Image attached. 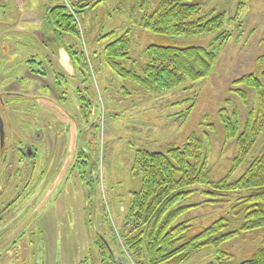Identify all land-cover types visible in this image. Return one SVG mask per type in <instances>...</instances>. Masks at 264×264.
Wrapping results in <instances>:
<instances>
[{
  "label": "rangeland",
  "instance_id": "1",
  "mask_svg": "<svg viewBox=\"0 0 264 264\" xmlns=\"http://www.w3.org/2000/svg\"><path fill=\"white\" fill-rule=\"evenodd\" d=\"M132 1L103 0L85 10L77 21L78 38L58 31L47 18L53 5L70 9L68 0H0V264L144 261L131 257L120 238L130 192L139 188L131 175L136 150H166L183 145L192 133L207 134L212 179L231 169L236 148L224 138L219 112L237 108L244 119L247 108L233 81L264 67V0H247L239 16L238 0H201V16L225 12L224 29L231 37L205 79L164 92H147L102 59L106 34L116 37L130 28L132 56L141 62L144 48L159 41L130 24L126 12ZM150 1L153 9L156 0ZM214 36L165 43L215 48ZM24 146L33 151L27 157L19 153ZM263 149L264 131L232 177ZM194 189L186 203L197 206L178 222L206 227L224 216L230 228L239 225L232 205L242 193L204 203L201 192L207 188ZM263 239L264 228L240 233L223 245L222 260L207 247L183 264H236Z\"/></svg>",
  "mask_w": 264,
  "mask_h": 264
},
{
  "label": "trees",
  "instance_id": "2",
  "mask_svg": "<svg viewBox=\"0 0 264 264\" xmlns=\"http://www.w3.org/2000/svg\"><path fill=\"white\" fill-rule=\"evenodd\" d=\"M246 1L238 0L237 16ZM68 2L70 9L65 4L49 7L47 18L58 31L79 38L80 16L85 10L95 9L103 0ZM201 2L156 0L155 7L150 9V0H133L126 12L130 24L154 34L159 41L144 48L141 62L132 56L130 28L116 37L106 34L102 37L107 40L101 50L103 61L117 75L147 92L170 91L186 81L194 83L205 79L213 68L218 49L231 35L224 29L225 12L201 16ZM214 34L215 48L165 43ZM80 57L86 61L84 52H80ZM233 85V91L247 110L243 120L237 108L230 113L226 108L219 112L224 138L232 141L236 148L232 167L224 177L217 181L211 177V141L207 134L201 137L192 133L183 145H169L166 150H136L131 175L137 176L139 188L130 192L131 203L120 238L131 257L143 258L138 264H183L207 247L222 260L227 256L223 249L225 243L240 233L264 228V149L238 178L232 177L264 131V67L235 79ZM195 186L207 188L201 192L207 197L204 203H223L228 195L242 193L232 205L233 214L240 217L239 225L230 228V220L224 216L206 227H195L186 219L178 222L197 206L186 203L195 192ZM85 263L86 259L79 264ZM236 264H264V239L250 257Z\"/></svg>",
  "mask_w": 264,
  "mask_h": 264
},
{
  "label": "flooded vegetation",
  "instance_id": "3",
  "mask_svg": "<svg viewBox=\"0 0 264 264\" xmlns=\"http://www.w3.org/2000/svg\"><path fill=\"white\" fill-rule=\"evenodd\" d=\"M0 144H1V141H0ZM31 151H32V149L30 147L27 148V146L19 148V153L21 154L20 156H22V157H27V152L29 153ZM11 203H13V201ZM9 204H10V201L7 202V205H9Z\"/></svg>",
  "mask_w": 264,
  "mask_h": 264
},
{
  "label": "water",
  "instance_id": "4",
  "mask_svg": "<svg viewBox=\"0 0 264 264\" xmlns=\"http://www.w3.org/2000/svg\"><path fill=\"white\" fill-rule=\"evenodd\" d=\"M0 141L2 144V142H3V122H2L1 117H0Z\"/></svg>",
  "mask_w": 264,
  "mask_h": 264
}]
</instances>
